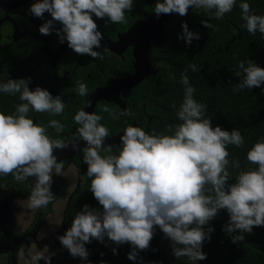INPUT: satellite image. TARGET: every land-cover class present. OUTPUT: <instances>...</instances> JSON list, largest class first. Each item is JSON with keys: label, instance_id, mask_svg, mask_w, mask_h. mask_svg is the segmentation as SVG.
<instances>
[{"label": "clouds", "instance_id": "1", "mask_svg": "<svg viewBox=\"0 0 264 264\" xmlns=\"http://www.w3.org/2000/svg\"><path fill=\"white\" fill-rule=\"evenodd\" d=\"M237 4L241 27L264 38V14L252 10L248 0H154L152 14L157 18L169 13L182 17L191 7L220 19ZM132 7L133 0H33L26 11L35 18L44 13L50 16L37 27L39 34L54 33L58 43H66L72 52L95 60L103 58L95 50L100 48L103 36L93 17L103 20L105 26L124 23ZM200 23L215 30L206 20ZM177 39L189 45L200 36L181 22ZM189 68L198 71L195 64H189ZM236 68L234 75L239 80L234 92L253 87L264 92V68L249 59L238 61ZM30 82L0 78V94L17 96L20 101L13 104L10 113L0 112V176L10 173L21 183L31 177L26 200L29 208L38 209L54 198L53 175H62L63 162L57 160L53 150L67 145L46 134V127L60 133L64 125L56 119H49L47 125L34 122L29 113L60 115L65 103L60 95L53 96L38 85L30 90ZM179 83L182 98L178 105H169L177 122L165 125L163 133L126 125L118 143L108 147L104 143L108 129L100 123V115L83 109L73 115V123L78 125L73 147H79L81 163L86 166L83 175L89 181L87 190L100 209L81 205L63 234L56 237L72 258L91 264L85 246L95 240L105 247L108 242L117 246L127 243L126 259L135 262L137 253L148 247L158 228L169 241L174 258L186 257L196 264L206 259L202 243L210 239L213 229L209 221L219 210L227 214L221 231L233 244L244 240V234L251 233L253 227H264V136L245 152L252 166L241 169L238 160L229 159L227 150L228 145L238 148L244 144L239 129L225 130L211 124V118L205 115L206 105L194 99L195 89L184 70ZM75 91L83 97L88 89L84 82L77 81ZM101 110L109 112L107 106ZM229 166L239 169L231 181ZM111 252L115 255L116 247ZM54 254L45 245L35 249L31 261L51 264ZM98 264L105 261L101 259Z\"/></svg>", "mask_w": 264, "mask_h": 264}, {"label": "flooded vegetation", "instance_id": "2", "mask_svg": "<svg viewBox=\"0 0 264 264\" xmlns=\"http://www.w3.org/2000/svg\"><path fill=\"white\" fill-rule=\"evenodd\" d=\"M32 2L33 0L18 8L0 11V78L29 79L30 90L38 85L47 89L53 96L60 95L65 103L63 112L55 116L47 113H29L34 122L47 125L49 119L58 120L64 125L63 130L56 133L53 128L46 127V134L51 138L62 139L68 144L73 138L75 128L78 127L72 120L75 112L79 109L85 110L87 101L95 92L109 90L113 84L133 77L136 74V65L140 63L143 66L142 80L132 89L117 90L118 104L98 100L94 103L91 113L102 117L100 123L108 129L105 140L120 135L126 125L138 126L149 132V110L150 106L155 104L149 90L163 84L167 79L169 58L176 56V50L168 48L167 37L180 32L183 16H179L172 23L163 24L160 16L157 18L152 14L154 0H133V7L126 15L124 23H108L105 26L103 20L93 17L103 36L100 48L95 49L103 58L93 60L87 55L72 52L66 43H58L54 33L47 36L39 34L37 27L50 19V16L44 13L41 18H35L28 14L26 10ZM197 13L198 9L195 8L186 12V16L194 15V18L189 19L190 23L198 22ZM55 26L58 28L59 24L56 23ZM187 27L190 29L188 24ZM77 81H82L87 86V94L83 97L75 91ZM112 95L115 97L114 93ZM19 102L17 96L0 94V112L10 113L13 104ZM105 106L111 115L101 110ZM69 161H72L71 164L77 170L81 184L83 182L82 187L78 185L75 195L86 192L84 189L87 178L81 174L79 155L74 154L63 163ZM31 180L30 177L23 183L9 182L7 185L5 180L1 182L3 188L0 189V264H33L31 257L35 249L45 245L50 252L55 253L52 258L58 259L61 255H58L60 244L56 237L63 234L69 226L72 214L76 212L71 209L74 196L63 199V204L57 201L56 195L62 190V184L55 179L51 184L53 200L47 206L35 209L29 223L18 228L14 214L20 208L14 210L12 203L16 200L21 201L19 203L23 205L29 194ZM54 202L58 209L63 206L58 224L54 208L52 210L51 207ZM52 223L58 227L50 244L45 241L48 238L43 237V232L48 230ZM67 260H64V264ZM39 264H43V261Z\"/></svg>", "mask_w": 264, "mask_h": 264}, {"label": "trees", "instance_id": "3", "mask_svg": "<svg viewBox=\"0 0 264 264\" xmlns=\"http://www.w3.org/2000/svg\"><path fill=\"white\" fill-rule=\"evenodd\" d=\"M248 3L257 14H264V0H248ZM196 17L199 18L197 23L189 22L194 15H184L182 20L190 26L189 30L199 33V40L185 45L175 33L167 37L168 48L176 50V56L168 61L166 81L149 90L155 103L149 110V132L163 133L165 125L177 122L175 111L169 105H178L182 98L179 75L184 70L195 89L194 99L206 105L205 115L211 118V124L225 130L238 128L243 136L242 146H227L229 159L238 160L241 169L250 167L252 165L246 161L245 152L258 137L264 136V92L256 87L234 92L233 88L239 80L234 73L238 70L237 62L241 60H252L264 68V38L258 32L249 34L241 27L243 21L238 4L220 19L205 15L200 9ZM202 19L213 25L215 30L204 28L200 23ZM189 64L197 65L198 71H191ZM261 87H264V83ZM229 171L231 181L239 169L229 166ZM1 179L5 180L6 185L17 182L10 173L0 176V185ZM84 204L100 209L90 192L76 194L71 209L78 211ZM226 221L227 214L223 209L209 221L213 231L201 248L206 259L198 261V264H264V227H253L251 233L244 234V240L233 244L229 236L221 231ZM113 247H116L115 255L111 252ZM128 251L127 243L117 246L108 242L107 247L104 245L102 260L105 264H169L153 237L148 247L137 253V261L126 259Z\"/></svg>", "mask_w": 264, "mask_h": 264}, {"label": "rangeland", "instance_id": "4", "mask_svg": "<svg viewBox=\"0 0 264 264\" xmlns=\"http://www.w3.org/2000/svg\"><path fill=\"white\" fill-rule=\"evenodd\" d=\"M172 58L173 57H170L169 59H172ZM103 154L104 153L101 152V155H103ZM71 163H72V161H69L67 163H63L64 167L62 169V175L56 176L54 174L53 178H52V182L56 179V180L60 181V183L62 184V190L57 193L58 195H56L57 201H61V203H62L63 199H68V196H71V195H72V197L75 196V191L77 190L78 185L79 186L81 185V187L83 185V182L81 184V181L79 180V176L77 175V170L74 168V166ZM88 182L89 181L87 178L85 181V189H84L86 192H89L87 190ZM56 187H57V185L55 184V188ZM19 202H21V201H19ZM19 202L16 200L13 201L12 208L14 210H16V208H20L18 211H16V214H14V218L16 219V221L19 224L18 228H21V227H23L29 223V221L32 218L36 208H29L28 204H27V200L23 201L24 202L23 205H21ZM55 205H56V203L54 202L53 205H51V207H52V210L54 208L53 211L55 212V219H57V224H58L61 220V217H62V212L60 210L62 209L63 206H60V208L58 209V208H56ZM75 213L76 212H74L72 214V217L75 215ZM57 227H58V225L54 226V223H52L51 227L48 230H45L43 232V237L49 239V240L46 239L45 241H48V243H50V244L52 243V241L54 240V238H53L54 233L57 231ZM153 238H154L155 242L157 243L160 251L162 252L164 257L166 258V260L169 262V264H192V262L189 261L186 257L174 258L172 256L171 249L169 246V241L166 238H163V234L159 231L158 228L155 229L154 234H153ZM85 247L88 251L87 260L90 261L91 264H97L98 261L101 260L102 257L104 256V244L103 243H99L95 240L94 241L92 240V242L89 243L88 245H86ZM100 253H103V255L100 256L99 255ZM58 255H60V256H58V259L51 257V264H64V260H67V258L69 260L65 261V264H83V262L80 261L79 258L74 259L71 256H69L67 251L65 249H63L61 247V245H60V250H59ZM40 262H42V261H40ZM196 264H198V261L196 262Z\"/></svg>", "mask_w": 264, "mask_h": 264}, {"label": "water", "instance_id": "5", "mask_svg": "<svg viewBox=\"0 0 264 264\" xmlns=\"http://www.w3.org/2000/svg\"><path fill=\"white\" fill-rule=\"evenodd\" d=\"M31 0H0V11H5V10H10V9H14V8H18L20 6H23L24 4L28 3ZM191 10V7H189V9L187 10V12H189ZM179 18L178 14L175 13H169V14H161L160 15V19H162L163 24H168V23H172L175 20H177ZM139 61V59H138ZM143 66L140 63H137L136 65V74L129 78L128 80L122 81V82H118L113 84V86L109 89V90H100L95 92L92 97L87 101V106L85 108L86 112L91 113L92 112V107L94 105L95 102H97L98 100H107V101H112L116 104H118V100H117V90L121 91V90H126V89H132L134 88L143 78ZM112 93H114L115 97H112ZM118 136L110 139V140H105V146L110 145V144H117L118 143ZM76 141L74 139V137L72 138V140L66 144L67 147L65 148H61L60 150H53V155L56 156L58 161H62V162H66L69 159H71L74 154H78L79 155V161L81 164V168H82V175L85 171L86 166L83 165L81 163V159H82V154L79 151V147L74 148L73 144H75ZM83 146V142H81V145Z\"/></svg>", "mask_w": 264, "mask_h": 264}]
</instances>
